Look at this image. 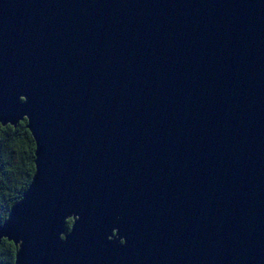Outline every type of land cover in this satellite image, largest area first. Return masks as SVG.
<instances>
[{
	"label": "water",
	"instance_id": "95a60500",
	"mask_svg": "<svg viewBox=\"0 0 264 264\" xmlns=\"http://www.w3.org/2000/svg\"><path fill=\"white\" fill-rule=\"evenodd\" d=\"M25 119L15 264H264V0H0Z\"/></svg>",
	"mask_w": 264,
	"mask_h": 264
},
{
	"label": "trees",
	"instance_id": "16d2710c",
	"mask_svg": "<svg viewBox=\"0 0 264 264\" xmlns=\"http://www.w3.org/2000/svg\"><path fill=\"white\" fill-rule=\"evenodd\" d=\"M36 141L28 128V120L17 126L0 123V221L23 197L36 171ZM73 219L67 221L70 228ZM18 246L6 238L0 244V264H15Z\"/></svg>",
	"mask_w": 264,
	"mask_h": 264
}]
</instances>
